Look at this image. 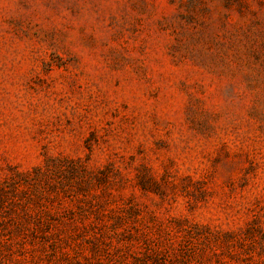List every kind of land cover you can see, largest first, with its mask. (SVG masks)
Listing matches in <instances>:
<instances>
[{"label":"rangeland","instance_id":"obj_1","mask_svg":"<svg viewBox=\"0 0 264 264\" xmlns=\"http://www.w3.org/2000/svg\"><path fill=\"white\" fill-rule=\"evenodd\" d=\"M0 264H264V0H0Z\"/></svg>","mask_w":264,"mask_h":264}]
</instances>
